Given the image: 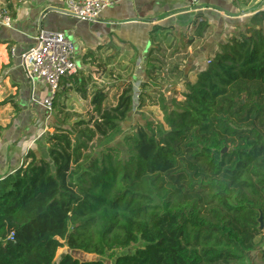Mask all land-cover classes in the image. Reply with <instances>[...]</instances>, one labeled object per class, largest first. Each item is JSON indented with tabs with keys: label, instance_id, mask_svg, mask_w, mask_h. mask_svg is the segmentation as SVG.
<instances>
[{
	"label": "trees",
	"instance_id": "16d2710c",
	"mask_svg": "<svg viewBox=\"0 0 264 264\" xmlns=\"http://www.w3.org/2000/svg\"><path fill=\"white\" fill-rule=\"evenodd\" d=\"M263 22L257 10L220 43L181 100L159 91L162 122L136 126L125 150L104 143L133 110L130 83L111 106L97 88L87 120L45 133L46 157L28 150L0 177V264H54L63 247L102 258L138 243L112 264H241L257 252L264 262ZM195 23L201 37L208 24ZM76 81L63 84L86 98ZM56 264L104 263L66 254Z\"/></svg>",
	"mask_w": 264,
	"mask_h": 264
},
{
	"label": "crops",
	"instance_id": "0c3cea01",
	"mask_svg": "<svg viewBox=\"0 0 264 264\" xmlns=\"http://www.w3.org/2000/svg\"><path fill=\"white\" fill-rule=\"evenodd\" d=\"M5 4L10 6L12 22L11 27L0 24L3 42L0 43V101H10L0 111V120H6L5 126L1 125L6 128L0 136V177L17 168L28 150L45 157L40 154V150L47 148L42 135L45 130H39L41 124L34 127L37 124L34 89L39 86L43 90L39 94L41 101L47 85L28 81L17 55L33 43V37L40 30L56 29L72 39L78 68L70 76H75L76 83L82 82L87 90L90 82L96 84L95 81L106 84L107 88L119 86V70L123 69L129 71L123 85L130 83L133 91L139 88L134 95L140 94V101L138 96L134 101L142 105L143 97L159 103L158 87L163 91L170 88L176 94L179 83L194 81L196 73L205 67V60L219 50V44L230 35L243 32L250 16L264 9V0H200L198 4L190 0H111L96 18L80 19L55 9L63 10L64 0H0V6ZM201 19L208 27L201 37H196L195 22ZM185 34L192 35L188 39L194 38L183 42L189 49L198 39L203 40L187 61L176 60L180 52L168 54L172 46L166 47L167 52L159 51L164 62L162 57H157V52L150 54L152 47L168 45L174 39L175 46H182L180 36ZM11 48L15 49L16 56L10 55ZM167 57L170 65L164 64ZM175 60L177 64L172 65ZM68 77L62 80L61 88H72L73 82L63 84ZM142 83H145L143 87ZM72 92L76 93L73 88ZM172 98L167 101L171 102ZM13 103L18 106L16 111ZM255 264H260L258 259Z\"/></svg>",
	"mask_w": 264,
	"mask_h": 264
},
{
	"label": "rangeland",
	"instance_id": "374dc122",
	"mask_svg": "<svg viewBox=\"0 0 264 264\" xmlns=\"http://www.w3.org/2000/svg\"><path fill=\"white\" fill-rule=\"evenodd\" d=\"M46 30H52V29H46ZM53 30H56V29H53ZM263 32H264V22H263ZM190 36H192V35L185 34V35L180 36L182 46H179V45L175 46V39L168 45L165 44L164 46H159L158 47L159 50H157V49L154 50L158 54L157 57L158 58L162 57V61L164 62V59H163L164 56H162L163 54L162 55L159 54L160 53L159 51L167 52L166 47L170 48L172 46L173 49L170 51L171 53H168V54H174V52L175 53L180 52L182 54L178 55L176 57V60L180 61V58H182V60L187 61L189 54H191V52H193L203 42V40L198 39L195 43L192 44V47H190V49H189L188 44L184 45L185 43H183V42L188 41V38ZM67 37L69 39H71L68 36V34L66 35V38ZM209 59L205 60V65L209 63ZM176 60L171 62V64L176 65L177 64ZM75 61H76V63L78 62L77 58H75ZM164 64L170 65V61L168 62V57L166 58V63H164ZM136 72L137 71L135 70V73ZM128 73H129V71L125 72V70H123V69L119 70L120 76H119L118 82L121 84L119 86H108V88H107V86H105L106 84H104L102 82L95 81V83L97 82L96 84H93V82H90L89 90H87L88 95H86V98H82L80 95L77 94V92L76 93L72 92V88L66 87V89H65V88H61V86H60L59 90L61 93L58 95V97H57V95H55L53 101L57 100L58 103L64 104V106H65L64 112L61 114L60 113L58 114V106L59 105L53 106V103H52V110L50 112H48L45 107L42 108L40 106L39 94L43 90L42 91L39 90V86H36L34 89V92H35L34 96L36 97L35 104H34V108H35L34 112H35L36 117L34 119H36L37 124H35L34 127L36 128L38 126V124H41L39 130L40 131L42 129L45 130V131H43L44 134H42V132H41V134L44 135V137H45V133L50 132L55 126L62 127L64 129H71L72 123L79 121V120H87L89 117L88 115L91 114V112H92V107L90 105V96L96 90V89H94V87H97V86H99V88L104 89V91H105V93H104L105 98L103 100V105H105V106L114 105L117 101V98L122 93L123 89L126 87L123 85L122 82H123L124 76H126ZM179 77H181V74H179ZM183 83L184 82L179 83L180 88L177 89L176 94L171 93L172 89H170L169 94L167 92L163 91L162 87H158L157 89L162 92L163 96L166 99H168L169 97H174V98H177L178 100H181L183 98L181 95V90L183 89L182 88ZM44 90H45V87H44ZM47 90H48V87H46V91ZM59 90L57 91V93L59 92ZM138 90H139L138 87L134 89L135 92H138ZM140 90H143V88L141 86H140ZM69 94H71V95H69ZM1 96L2 95L0 94V97ZM137 96H139V94L134 95V100L136 99ZM143 98H144L143 104L141 106H139L137 104V101H134L133 110L129 114L127 120L120 123L117 132L112 134L110 136V138L104 143V145L110 146V147L118 146L122 150H125L126 148H125V145H124V142L122 139L125 135L133 133V129H135L136 126H141V125L144 126V125H146V122H148V121L162 122V120H163L162 119V112L160 111V106H159L158 101L157 100L152 101L151 99H148L145 97H143ZM0 111H3V106L0 107ZM66 114H68L70 116L68 117V116H66ZM5 123H6V120H4V119L0 120V125L5 126ZM42 147H44V146L42 145ZM40 154H43L45 157L47 156V153L44 149L40 150ZM263 234H264V232H263ZM140 246H142V243L132 245L131 247H129L127 249L116 250L110 254H106V256H104L102 258H99L96 255L85 254L83 252L69 251L67 247H63L57 251L54 264H56L57 261L63 255H66V254L70 255L72 258H74L78 261L101 260L104 264H112L114 258L117 255L125 254V253H132L137 247H140ZM259 257H260V252H257L253 257H249L248 259H246L241 264H253V263L255 264V261H257V259L260 262V264H263L264 262L262 263ZM252 260H253V263L251 262Z\"/></svg>",
	"mask_w": 264,
	"mask_h": 264
},
{
	"label": "built area",
	"instance_id": "2783aa9c",
	"mask_svg": "<svg viewBox=\"0 0 264 264\" xmlns=\"http://www.w3.org/2000/svg\"><path fill=\"white\" fill-rule=\"evenodd\" d=\"M198 4L200 0H190ZM111 4V0H64L63 9L72 12L80 19H94ZM12 18L8 9L0 6V24L11 27ZM10 55L16 56L14 48ZM25 77L32 84H45L48 87L40 104L48 112L52 110L53 98L62 80L77 71L74 42L57 30H40L33 37V43L17 54ZM13 240L12 235L9 237Z\"/></svg>",
	"mask_w": 264,
	"mask_h": 264
},
{
	"label": "water",
	"instance_id": "95a60500",
	"mask_svg": "<svg viewBox=\"0 0 264 264\" xmlns=\"http://www.w3.org/2000/svg\"><path fill=\"white\" fill-rule=\"evenodd\" d=\"M55 9H57L58 11H63L64 13H66V14H69V15H71V16H75L72 12H70V11H67V10H61V9H58V8H55ZM52 21H53V23H56L57 22V20H55L54 18L52 19ZM165 92H167L168 94H169V92H170V88H166L165 89ZM43 98V97H42ZM41 98V99H42ZM77 137L79 138V135H77ZM260 221V228L261 229H263V223H262V220L260 219L259 220Z\"/></svg>",
	"mask_w": 264,
	"mask_h": 264
}]
</instances>
